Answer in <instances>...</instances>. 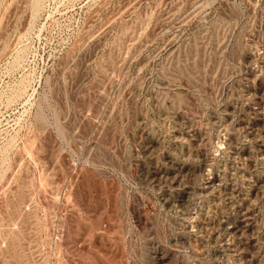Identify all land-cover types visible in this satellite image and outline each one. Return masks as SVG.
<instances>
[{
	"label": "rangeland",
	"instance_id": "1",
	"mask_svg": "<svg viewBox=\"0 0 264 264\" xmlns=\"http://www.w3.org/2000/svg\"><path fill=\"white\" fill-rule=\"evenodd\" d=\"M0 264H264V0H0Z\"/></svg>",
	"mask_w": 264,
	"mask_h": 264
},
{
	"label": "bare ground",
	"instance_id": "2",
	"mask_svg": "<svg viewBox=\"0 0 264 264\" xmlns=\"http://www.w3.org/2000/svg\"><path fill=\"white\" fill-rule=\"evenodd\" d=\"M214 179H212V180H207L206 181V185L204 186V187H202V191L203 192H206V191H208L211 187H213L214 186ZM204 194V193H203ZM205 196H206V194H205ZM200 197V196H199ZM249 223V222H248ZM238 230H240V229H238ZM231 247V246H230ZM228 248V247H227ZM230 249H232V248H230ZM229 250V249H228ZM232 250H234V249H232Z\"/></svg>",
	"mask_w": 264,
	"mask_h": 264
}]
</instances>
